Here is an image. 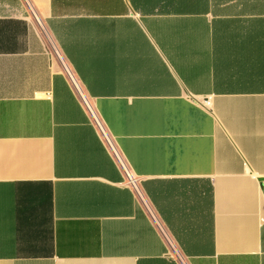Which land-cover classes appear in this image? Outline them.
Listing matches in <instances>:
<instances>
[{"label": "crops", "instance_id": "0c3cea01", "mask_svg": "<svg viewBox=\"0 0 264 264\" xmlns=\"http://www.w3.org/2000/svg\"><path fill=\"white\" fill-rule=\"evenodd\" d=\"M0 264H264V0H0Z\"/></svg>", "mask_w": 264, "mask_h": 264}, {"label": "built area", "instance_id": "2783aa9c", "mask_svg": "<svg viewBox=\"0 0 264 264\" xmlns=\"http://www.w3.org/2000/svg\"><path fill=\"white\" fill-rule=\"evenodd\" d=\"M51 47L53 48V52H52V56H53V58H59V53H58V51L56 50V48L54 47V45L52 44L51 45ZM71 79H72V81L74 82V78L73 77H71ZM205 105L207 106V107H210L211 106V101L210 100H207L206 102H205ZM133 180L131 179V182H132Z\"/></svg>", "mask_w": 264, "mask_h": 264}, {"label": "rangeland", "instance_id": "374dc122", "mask_svg": "<svg viewBox=\"0 0 264 264\" xmlns=\"http://www.w3.org/2000/svg\"><path fill=\"white\" fill-rule=\"evenodd\" d=\"M51 52H53V48L50 46Z\"/></svg>", "mask_w": 264, "mask_h": 264}, {"label": "bare ground", "instance_id": "6f19581e", "mask_svg": "<svg viewBox=\"0 0 264 264\" xmlns=\"http://www.w3.org/2000/svg\"><path fill=\"white\" fill-rule=\"evenodd\" d=\"M62 68V67H61ZM81 95V94H80ZM83 99V98H82ZM85 100V99H84Z\"/></svg>", "mask_w": 264, "mask_h": 264}]
</instances>
